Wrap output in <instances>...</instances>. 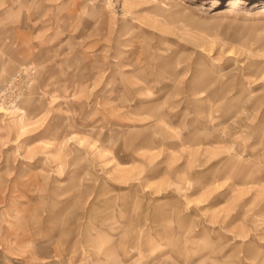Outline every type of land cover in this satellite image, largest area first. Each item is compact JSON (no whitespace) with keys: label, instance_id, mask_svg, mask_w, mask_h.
I'll return each instance as SVG.
<instances>
[{"label":"rangeland","instance_id":"rangeland-1","mask_svg":"<svg viewBox=\"0 0 264 264\" xmlns=\"http://www.w3.org/2000/svg\"><path fill=\"white\" fill-rule=\"evenodd\" d=\"M0 264H264V0H0Z\"/></svg>","mask_w":264,"mask_h":264}]
</instances>
